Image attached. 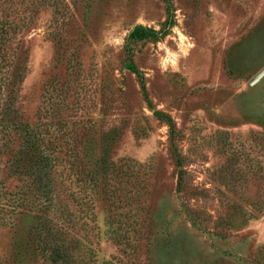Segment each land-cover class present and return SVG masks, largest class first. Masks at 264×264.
Returning a JSON list of instances; mask_svg holds the SVG:
<instances>
[{
    "label": "rangeland",
    "instance_id": "1",
    "mask_svg": "<svg viewBox=\"0 0 264 264\" xmlns=\"http://www.w3.org/2000/svg\"><path fill=\"white\" fill-rule=\"evenodd\" d=\"M30 7L32 28L27 20L15 33L17 7L0 0V264H45L20 162L21 131L44 113L66 121L64 167L74 160L67 132L79 128L73 171L87 180L72 190L89 207L80 212L66 191L51 215L74 233L72 244L83 239L94 249L97 264H264V0H35ZM137 26L146 36L127 41ZM19 39L28 62L12 93ZM95 156L134 170L119 198L86 190ZM107 216L115 235L106 232ZM55 223L42 229L52 246L63 241Z\"/></svg>",
    "mask_w": 264,
    "mask_h": 264
},
{
    "label": "trees",
    "instance_id": "2",
    "mask_svg": "<svg viewBox=\"0 0 264 264\" xmlns=\"http://www.w3.org/2000/svg\"><path fill=\"white\" fill-rule=\"evenodd\" d=\"M14 1L16 22L14 25V32L21 33L22 29L26 28L27 20L29 21V30L32 28L34 17L31 15V7L35 3V0H29V5L26 4V0H12ZM24 5V8H22ZM29 10V15L28 11ZM27 15L29 17H27ZM29 18V19H28ZM146 36L144 27L137 26L128 36L127 41L129 40H139ZM18 45L15 47V57H14V66L15 69L11 73L10 81L12 93L19 91L20 84L23 82L26 67L28 62V50L25 48L23 39L18 40ZM127 66L130 70L137 74L139 80L141 81L143 87H145V82L143 80V73L137 69L134 62L130 61L127 63ZM156 116L159 119L166 120L171 127H174L172 118L162 112L155 111ZM38 117V121L34 125L29 120V126H26V129H22V135L20 140L22 143L21 148V159L20 162L25 159L26 171L29 172V213L39 215V224L33 226L32 234H34V241L37 244V250L41 256V259L45 264H73L74 261L77 264H97V259L93 258V248L83 239L76 241V246L73 243L74 233L71 231L63 230L64 226L58 223V215H51V211H59L63 204V193H68L69 196L74 198L77 201V204L80 206V212H85V207H89V203L86 202V197H81L80 195L76 196V193L72 190L73 186L78 185L82 181H86V174L83 171L81 176L77 175L73 171L76 166L79 164V159L81 155V150L78 148L79 140H81V135L79 134V128L77 125L73 126L72 130L66 131L68 138L72 136V142H68L67 146L70 148L69 153H72V148L74 151L71 154L74 160L69 161V166L64 167L66 159L65 156L67 152L65 149V139L61 135V127L66 126L63 117H56L58 123L53 119L52 116ZM59 125L58 128L53 127V125ZM61 133V134H60ZM70 140V139H69ZM86 153V152H84ZM91 156H93L91 154ZM69 160L71 157L69 156ZM21 165V164H20ZM61 167L63 169H61ZM92 172L88 174L91 176L93 181L92 185L86 187V190L90 194H99L104 192L107 199H110V195H116V198H119L122 190L130 182V178L133 176L134 170H132L131 165L126 163H107L103 160L101 156L94 157V165L92 167ZM66 171V172H65ZM113 174L112 176L110 174ZM180 180L182 178V171L179 173ZM102 178H105L104 181H100ZM69 181V182H68ZM59 184V187L57 186ZM67 191V192H66ZM90 197L91 202L93 199ZM20 199V198H18ZM111 200V199H110ZM116 200L114 201V203ZM91 204V203H90ZM90 211V209H88ZM69 215L70 210H68ZM108 214V211H106ZM65 216V215H64ZM108 217V216H107ZM68 220V219H67ZM56 222L55 224L59 226L57 231L62 235V242L56 243L55 246H52L46 238L43 237L42 229L49 226V222ZM64 224V223H63ZM115 222L110 218L106 220V232L109 234H116L117 228L115 227ZM69 240L68 243L66 241ZM90 256V257H89ZM92 260L90 261L89 259ZM103 264H113L111 261H104Z\"/></svg>",
    "mask_w": 264,
    "mask_h": 264
},
{
    "label": "water",
    "instance_id": "3",
    "mask_svg": "<svg viewBox=\"0 0 264 264\" xmlns=\"http://www.w3.org/2000/svg\"><path fill=\"white\" fill-rule=\"evenodd\" d=\"M263 74H264V72H263V73H261V74L258 76V79H259L260 77H262V76H263Z\"/></svg>",
    "mask_w": 264,
    "mask_h": 264
}]
</instances>
